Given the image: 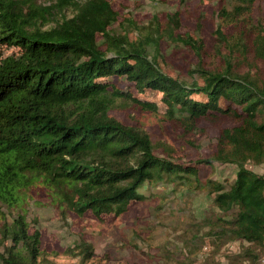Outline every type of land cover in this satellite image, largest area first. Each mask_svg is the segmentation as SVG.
Listing matches in <instances>:
<instances>
[{"label": "trees", "instance_id": "16d2710c", "mask_svg": "<svg viewBox=\"0 0 264 264\" xmlns=\"http://www.w3.org/2000/svg\"><path fill=\"white\" fill-rule=\"evenodd\" d=\"M220 1L223 22L239 35L217 31L220 61L209 70L203 42L181 33L178 11L163 22L155 17L146 28L131 19L120 21L109 0H55L50 9L57 8L60 16L50 23L47 9L0 0V44L22 52L0 59L1 264H41L42 234L31 232L25 210L28 191L36 186L65 213L91 214L101 223L145 201L150 195L144 189L159 197L162 209L164 200L182 190V197L204 191L217 215L193 224L190 242L242 241L249 244L243 258L259 259L264 176L249 165H264V77L252 72L254 63L245 73L236 66L249 64L251 55L264 65V21L250 26L255 0ZM163 39L197 57L190 75L200 76L201 84L164 71ZM114 78H124L139 94H160L164 121L196 142L207 136L202 124L217 128L216 151L184 162L163 147L168 157H159L160 145L147 133L111 115L119 102L156 114L158 105L123 94ZM203 165L213 169L211 176L201 177ZM224 165L235 168L232 180L215 177L217 166ZM75 254L84 263L93 256L84 241Z\"/></svg>", "mask_w": 264, "mask_h": 264}, {"label": "rangeland", "instance_id": "374dc122", "mask_svg": "<svg viewBox=\"0 0 264 264\" xmlns=\"http://www.w3.org/2000/svg\"><path fill=\"white\" fill-rule=\"evenodd\" d=\"M25 6L47 9L46 18L53 23L60 13L51 8L55 0H21ZM122 19H131L141 27H151L157 17L161 22L166 15L178 11L182 17L181 33H190L201 39L204 44L206 69L217 66L220 58L216 52L222 50L217 31L226 37L239 35L235 26H228L220 16L223 6L220 0H109ZM231 4H240L239 0H230ZM231 9V6H227ZM250 26L258 20L264 21V0H255L254 9L249 17ZM52 21V22H51ZM123 21V20H122ZM116 26H118L116 24ZM236 31V32H235ZM249 34V30L247 35ZM136 32L130 37H135ZM150 49V54H153ZM22 52L11 45L0 44V59L8 56H19ZM159 54L163 60L161 67L172 77H179L191 83L201 84V77L191 76L190 70L197 64V57L187 48L169 39L159 43ZM240 66L238 70L247 72L254 63L253 73L264 77V65L253 61V56ZM123 94L139 97L158 105V113L142 112L129 103L119 102L111 115L126 125L137 127L147 133L155 144L159 157H170L188 162L198 157H207L216 151V139L220 133L217 128L208 123L202 124L207 136L198 140L187 137L182 129L173 128L164 121L165 107L161 103V95L147 91L139 94L124 78L112 79ZM230 129L231 124L223 126ZM191 141V142H190ZM199 145L200 148L197 146ZM215 177L219 180L235 175L231 165L217 166ZM258 175L264 176V165H249ZM201 177L211 176L213 169L200 166ZM172 188V186H170ZM145 201L135 203L129 212L113 219L107 218V223H101L91 214H79L73 211L64 212L60 204L54 202L47 191L41 187H32L28 191L25 210L31 232L39 230L42 234L43 258L41 264H264V251L255 262L243 258V250L249 244L242 241H232L223 245L210 238L203 243L190 242L189 229L193 224L215 217L212 210V196L206 192H194L192 196L180 191L173 199L164 200V208H160L161 200L157 195L150 194ZM154 193V192H153ZM182 197V198H181ZM205 232V231H204ZM86 242L93 252L91 259L85 263L75 256L78 246ZM194 253V256L190 255ZM191 260L186 261V257ZM1 264V263H0Z\"/></svg>", "mask_w": 264, "mask_h": 264}]
</instances>
